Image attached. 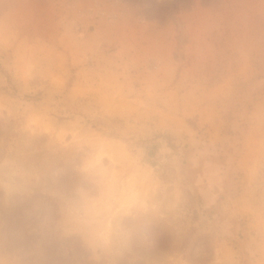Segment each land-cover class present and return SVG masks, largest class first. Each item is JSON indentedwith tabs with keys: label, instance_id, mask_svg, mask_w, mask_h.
<instances>
[{
	"label": "clouds",
	"instance_id": "obj_1",
	"mask_svg": "<svg viewBox=\"0 0 264 264\" xmlns=\"http://www.w3.org/2000/svg\"><path fill=\"white\" fill-rule=\"evenodd\" d=\"M0 264H264V0H0Z\"/></svg>",
	"mask_w": 264,
	"mask_h": 264
}]
</instances>
